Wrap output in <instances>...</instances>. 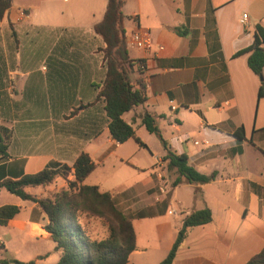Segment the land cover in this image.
Wrapping results in <instances>:
<instances>
[{"label":"crops","instance_id":"obj_1","mask_svg":"<svg viewBox=\"0 0 264 264\" xmlns=\"http://www.w3.org/2000/svg\"><path fill=\"white\" fill-rule=\"evenodd\" d=\"M107 4L12 0L0 22V134L8 145L0 183L52 163L68 166L50 184L25 188L39 200L68 187L74 164L87 154L95 167L84 184L113 193L135 230L129 264H162L185 218L205 208L212 222L189 232L172 264H246L264 249V70L261 79L248 65L250 53H240L258 27L264 30V0H126L129 56L145 65L132 80L144 84L148 100L123 119L147 147L133 138L117 143L98 99L104 41L94 27ZM137 31L150 33L149 49L131 46ZM145 112L156 116L174 152L200 173L215 174L212 182L173 187L166 177L168 192L159 193L167 152L142 123ZM123 165L130 183L120 181ZM8 205L20 211L0 225V259L57 264L62 253L39 202L2 188L0 208Z\"/></svg>","mask_w":264,"mask_h":264},{"label":"trees","instance_id":"obj_2","mask_svg":"<svg viewBox=\"0 0 264 264\" xmlns=\"http://www.w3.org/2000/svg\"><path fill=\"white\" fill-rule=\"evenodd\" d=\"M125 3L126 0H108L103 20L94 27L95 33L104 41L102 50L105 62V79L96 88L98 99L103 98L105 103L104 108L112 138L119 144L133 138L141 146L147 147L136 136L134 128L123 119L125 113L145 105L148 100L144 84L140 80L135 82L132 80L136 69L141 73L144 71L140 68L144 62L133 60L129 56L124 28ZM11 5L12 0H0V22ZM263 44L264 30L258 27L253 45L240 53H250L248 65L261 79L264 70ZM259 95H264V84L261 86ZM142 123L150 133L158 137L167 152L163 162L173 187L184 182L203 185L214 180L215 174L208 176L200 173L189 164L186 155H179L173 151L164 139L153 113L145 112L142 115ZM235 135L238 139H243L244 129H239ZM7 150V142L0 134V161L8 157ZM94 167L90 157L82 154L74 164L75 180L69 182L68 187L52 192L39 200L27 194L25 188L50 184L57 175H66L70 171L68 166L52 163L37 174L22 175L18 179L0 183V190L5 188L22 199L39 202L49 220L45 229L55 242L56 250L62 253L57 264H129V256L136 248L135 230L131 221L118 208L113 193H102L97 186L84 184ZM19 211L20 208L17 206L1 207L0 225H7ZM93 217L103 221L108 233L106 237L97 239L91 236L88 220ZM212 220V212L209 208L194 211L187 216L171 251L162 264H172L189 232L195 227L211 223ZM0 264L36 263L22 262L17 259H13L11 263L9 259H0ZM246 264H264V249Z\"/></svg>","mask_w":264,"mask_h":264},{"label":"built area","instance_id":"obj_3","mask_svg":"<svg viewBox=\"0 0 264 264\" xmlns=\"http://www.w3.org/2000/svg\"><path fill=\"white\" fill-rule=\"evenodd\" d=\"M243 20H247V15L243 16ZM130 43L131 46L136 47V48H141V49H149L152 45V38L149 32H144V31H137L131 35ZM140 68L142 70L145 69V65L142 64L140 65ZM157 177L159 179V186L158 190L161 195H166L169 189V183L166 179L165 172L162 168L158 170Z\"/></svg>","mask_w":264,"mask_h":264},{"label":"rangeland","instance_id":"obj_4","mask_svg":"<svg viewBox=\"0 0 264 264\" xmlns=\"http://www.w3.org/2000/svg\"><path fill=\"white\" fill-rule=\"evenodd\" d=\"M129 169L130 168H128L127 165L122 166V170L120 171V177H121L120 181H122V182L126 181L127 183H130L133 181V178H131L126 172ZM166 175H168V174H166ZM166 177L168 178V176H166ZM130 201L131 200H129V201L127 200L125 203H128V205L130 206V204H131ZM125 203H122L121 207H125V206H123V204H125ZM133 204H134V202H133ZM124 211L126 213H129L130 211H132V209H129V210L124 209ZM88 228H89V232L93 238L101 239V238L106 237L108 234L106 226L103 224V221L99 218H96V217L90 218L88 220Z\"/></svg>","mask_w":264,"mask_h":264},{"label":"water","instance_id":"obj_5","mask_svg":"<svg viewBox=\"0 0 264 264\" xmlns=\"http://www.w3.org/2000/svg\"><path fill=\"white\" fill-rule=\"evenodd\" d=\"M11 263H12V261H11Z\"/></svg>","mask_w":264,"mask_h":264}]
</instances>
